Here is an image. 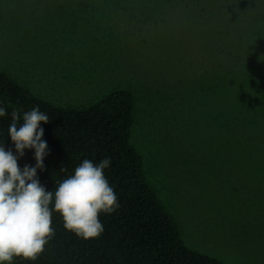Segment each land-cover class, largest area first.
I'll return each mask as SVG.
<instances>
[{
    "label": "rangeland",
    "instance_id": "374dc122",
    "mask_svg": "<svg viewBox=\"0 0 264 264\" xmlns=\"http://www.w3.org/2000/svg\"><path fill=\"white\" fill-rule=\"evenodd\" d=\"M79 1L0 0V71L58 107L132 92L131 144L185 245L222 264H264V149L218 143L202 97L215 39L264 24V0H131L107 13Z\"/></svg>",
    "mask_w": 264,
    "mask_h": 264
},
{
    "label": "trees",
    "instance_id": "16d2710c",
    "mask_svg": "<svg viewBox=\"0 0 264 264\" xmlns=\"http://www.w3.org/2000/svg\"><path fill=\"white\" fill-rule=\"evenodd\" d=\"M130 1L79 2L88 9L103 5L107 13ZM132 1L145 6L160 0ZM260 20L248 26L237 25L234 34L225 31L220 34L226 35L215 39L217 62L210 72L206 95L202 96L213 103L210 127L216 131L218 143L224 144L227 139L229 147L249 151L264 149V24ZM0 102L7 109V115L0 117V144L15 155L18 153L8 133L13 109L22 115L39 106L49 116L48 123L41 122L49 154L44 159V170H37L47 190L53 191L73 175L84 159L99 163L110 157L111 166L105 169V175L120 205L116 211L100 215L104 231L89 240L66 230L61 214L53 212L54 236L44 252L35 261L14 257L13 264H222L185 245L146 179L142 157L131 144L136 104L132 92L114 90L89 107H58L0 71ZM259 159L264 160V154L259 153ZM35 164V150L25 149L18 166L23 169ZM62 167L66 171H61Z\"/></svg>",
    "mask_w": 264,
    "mask_h": 264
},
{
    "label": "clouds",
    "instance_id": "9594fccd",
    "mask_svg": "<svg viewBox=\"0 0 264 264\" xmlns=\"http://www.w3.org/2000/svg\"><path fill=\"white\" fill-rule=\"evenodd\" d=\"M5 115L7 109L0 106V117ZM11 121L8 133L18 155L0 144V264H13L14 257L35 261L54 236L53 212L60 213L64 228L78 237H99L104 231L100 215L120 206L115 188L105 175L111 158L105 157L99 163L84 159L73 175L49 191L37 174L38 169L44 170V159L49 154L41 127V122L50 121L49 116L35 106L22 115L13 109ZM25 149L35 150L36 164L21 169L18 160ZM61 171L66 169L62 167Z\"/></svg>",
    "mask_w": 264,
    "mask_h": 264
}]
</instances>
